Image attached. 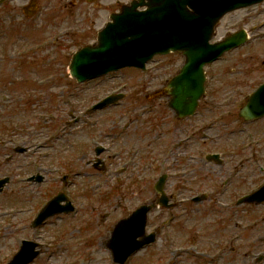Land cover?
I'll return each instance as SVG.
<instances>
[{"label": "rangeland", "instance_id": "1", "mask_svg": "<svg viewBox=\"0 0 264 264\" xmlns=\"http://www.w3.org/2000/svg\"><path fill=\"white\" fill-rule=\"evenodd\" d=\"M33 26L34 30L23 31L21 36L5 31L0 24V178L10 177L0 192V264L11 259L24 238L43 244L41 256L31 264H117L106 245L113 223L138 204L152 201L154 183L164 172L169 174L163 184L168 194L177 193L183 199L207 192L208 197L200 202L183 199L176 209L158 207L150 212L148 231L158 226L163 231L157 242L126 264H212L196 258V245L200 244L201 251L210 240L221 238L224 244L231 235L238 238L232 246L226 245L222 261L216 264H244L242 257L251 242L250 249L262 248L264 255V203L237 204L240 195L264 182V123H244L238 119L240 106L230 114L218 99L213 108L210 88L199 113L178 121L172 110L160 103L164 99L151 102L146 98L156 87L146 84L149 75L139 70L124 69L69 87L65 85L67 57L55 55L48 69L51 52L40 48L44 34L37 30L38 25ZM24 48L27 60L7 55ZM177 58L173 53L168 56L169 75L176 69ZM21 59L25 61L19 62ZM234 64L241 66V73L252 71L247 74L254 79L261 74L256 60L239 62L229 57L214 67L219 84L231 82L227 75ZM212 70L210 67L209 80ZM235 79L243 78L237 74ZM253 84L239 86L249 91ZM230 88L227 85L225 90ZM111 90L124 91L126 97L102 113L84 114ZM69 110L79 116L77 122H68ZM115 117L121 119L117 127L113 126ZM87 121L93 126L88 127ZM124 123L127 127L122 137L131 152L137 153L124 172L115 174V167H122L131 156V152L121 153L116 159L114 153L121 143L110 133L111 127L118 131ZM93 138H97L94 142L111 143L106 155L113 163L108 172H100L90 163ZM131 138L136 140L135 146ZM17 146L28 150L17 152ZM207 152L221 153L222 162L207 161ZM37 172L45 175L42 183L27 179ZM66 173L71 175L67 184L76 212L53 216L44 226L32 227L45 199L59 187H67L61 186L60 179ZM62 243L64 252L56 253L54 249ZM181 248L186 250L181 252ZM206 257L214 259L209 253Z\"/></svg>", "mask_w": 264, "mask_h": 264}, {"label": "water", "instance_id": "2", "mask_svg": "<svg viewBox=\"0 0 264 264\" xmlns=\"http://www.w3.org/2000/svg\"><path fill=\"white\" fill-rule=\"evenodd\" d=\"M255 0H145L134 1L131 5L122 8L121 13L114 16V22H110L99 35L98 43L94 46H86L75 54L71 64L73 75L80 80L106 73L124 66H144L147 59L155 53H164L171 50H182L186 56L185 65L180 74L173 77L168 87L172 96L170 106L179 116L185 117L193 114L198 104V99L204 92V66L219 56L230 47V39L216 44L215 48L209 46V38L213 30L214 22L229 10L245 6ZM147 5L144 11L136 10L138 5ZM215 18V19H214ZM82 75V76H81ZM259 91L256 92L249 104L241 110L245 118L259 117L264 114V103H260ZM115 98L113 96L101 101L95 107L106 105ZM25 151L26 148H19ZM219 155H212L217 158ZM165 175L159 180L156 189L163 191ZM36 177H31L35 179ZM38 180L42 177L37 176ZM9 180L6 177L0 180V187ZM64 198L60 195L47 204L35 224H40L47 216L61 211L58 201ZM161 203L167 202L162 196ZM264 201V184L255 192L243 197L239 202ZM152 205H143L139 208L138 225L134 222L135 214L121 222L114 230L123 231L126 235L112 240L109 247L112 248L114 258L120 264L139 246L155 240V234L145 235L144 227L146 214ZM72 209L73 207H68ZM140 234L143 240H135L134 236L127 234ZM131 238V240H130ZM36 243L24 241L22 250L9 262V264H26L34 259L38 251H33Z\"/></svg>", "mask_w": 264, "mask_h": 264}, {"label": "flooded vegetation", "instance_id": "3", "mask_svg": "<svg viewBox=\"0 0 264 264\" xmlns=\"http://www.w3.org/2000/svg\"><path fill=\"white\" fill-rule=\"evenodd\" d=\"M123 1L128 2L129 0H0V24L4 25L5 31L21 36H23L24 30L32 31L34 30L33 25H38L37 30L42 31L44 34L40 42V48L51 52L47 58L52 63V56L55 54L71 56L80 47L94 43L98 32L109 22L111 14L120 10ZM244 29L247 31L249 40L227 51L206 67V94L208 95L210 88V98L213 100L211 106L213 105L214 108V102L218 99L221 108H225L226 112H230V114L232 112L235 114V108L239 106L241 108L247 102V95L250 91L264 83V0L228 13L219 22L212 41H220L227 35ZM173 54L178 56V63L175 71L170 75L167 73V69L170 67L168 65L169 55L156 56L148 63L147 73L149 78L146 79L145 83L156 87L148 94L166 88L170 76L175 72L177 73L183 66L184 57L182 54ZM229 57L236 58L239 62L256 60L258 70L261 72L258 75L259 78L254 79V76H248L247 73L252 71L241 73V66L234 64L229 68V74L227 75L229 80L231 78V82H220L219 84L217 70L214 67L220 62L226 61ZM210 67H213V70L209 80ZM237 74L243 79H235ZM244 82L255 84L249 91H245L243 90L244 87L239 86L240 83ZM236 83L239 84L236 85ZM227 85H230L231 88L225 90ZM163 93L161 97H149L150 101L164 99L165 101L159 100L160 103L168 106V96L166 92ZM219 94L222 96H219ZM207 95L202 102L205 103ZM209 105L208 101L207 110ZM150 119L154 118L150 117ZM178 121L182 120L178 119Z\"/></svg>", "mask_w": 264, "mask_h": 264}]
</instances>
